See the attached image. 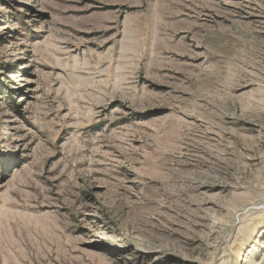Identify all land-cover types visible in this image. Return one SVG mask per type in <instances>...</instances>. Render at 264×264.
Wrapping results in <instances>:
<instances>
[{
  "label": "rangeland",
  "instance_id": "rangeland-1",
  "mask_svg": "<svg viewBox=\"0 0 264 264\" xmlns=\"http://www.w3.org/2000/svg\"><path fill=\"white\" fill-rule=\"evenodd\" d=\"M0 264H264V0H0Z\"/></svg>",
  "mask_w": 264,
  "mask_h": 264
}]
</instances>
